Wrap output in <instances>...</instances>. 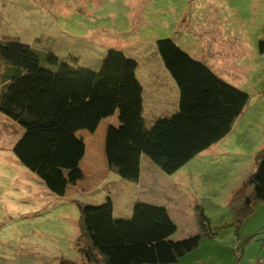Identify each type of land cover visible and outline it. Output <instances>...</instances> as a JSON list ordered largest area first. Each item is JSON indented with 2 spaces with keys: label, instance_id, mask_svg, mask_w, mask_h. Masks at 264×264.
Listing matches in <instances>:
<instances>
[{
  "label": "rangeland",
  "instance_id": "obj_1",
  "mask_svg": "<svg viewBox=\"0 0 264 264\" xmlns=\"http://www.w3.org/2000/svg\"><path fill=\"white\" fill-rule=\"evenodd\" d=\"M165 37L249 94L230 132L171 175L142 155L137 183L109 169L89 140L103 137L102 127L94 134L80 131L88 139L87 171L40 178L12 152L22 127L0 112V264H96L80 250L78 205L100 204L107 196L121 218L131 216L128 203L162 199L175 217V238L196 232L191 231L202 210L208 232L168 264H264V201L241 222L230 207L264 147V51L259 50L264 0H0V40H18L62 58L72 54L84 68L97 69L105 51L115 48L138 61L143 81V70L165 68L155 45ZM167 75L162 85L171 102L177 87ZM162 106L170 104L154 106L148 119L158 117Z\"/></svg>",
  "mask_w": 264,
  "mask_h": 264
},
{
  "label": "trees",
  "instance_id": "obj_2",
  "mask_svg": "<svg viewBox=\"0 0 264 264\" xmlns=\"http://www.w3.org/2000/svg\"><path fill=\"white\" fill-rule=\"evenodd\" d=\"M155 45L177 86L178 102L172 113L148 122L136 76L139 63L123 51L108 48L99 67L89 69L77 66L78 58L72 54L62 58L18 40H0V112L23 129L12 147L17 161L40 178L77 172L86 147L80 131L93 134L101 121L115 117L117 123H109L105 130V161L121 178L136 181L142 155L171 175L226 137L249 94L171 38L157 39ZM259 50L264 51V41ZM255 162L230 199L239 222L264 201V147ZM78 206L79 240L84 242L80 250L96 264L174 263L209 230L201 209L196 232L175 238L176 222L160 204L136 201L126 218L113 214L109 196L100 204Z\"/></svg>",
  "mask_w": 264,
  "mask_h": 264
},
{
  "label": "crops",
  "instance_id": "obj_3",
  "mask_svg": "<svg viewBox=\"0 0 264 264\" xmlns=\"http://www.w3.org/2000/svg\"><path fill=\"white\" fill-rule=\"evenodd\" d=\"M139 64H138V67L136 68V76H137V78H138V80H139V82L141 83V85H142V97H143V115H144V117H145V119L148 121V122H151V121H153L155 118H157V117H154L153 119H152V117L150 118V119H148V117L146 116V113L147 112H149L150 111V113H151V110H152V108H154V106H159L160 104H164V105H168V103L170 104V106H169V108H167V109H164V110H162L165 106H162V107H158V117L159 116H164V115H167V114H170V113H172L175 109H176V107H177V102H178V89H177V99H175V98H171V102L169 101V98H167V94L165 93V87L162 85V81H164L165 79H168V75H167V73H168V71L166 70V68H161V69H159V71H155V70H151V71H147V74L146 73H144V70L142 71V74H143V81H142V79H140V77L138 76V70H139ZM169 74V73H168ZM170 75V74H169ZM172 78V77H171ZM177 87V86H176ZM172 89H174L173 87H172ZM169 97V96H168ZM156 113V114H157ZM114 119L113 118H108V119H105V120H103V121H101L100 122V124L98 125V127L97 128H100V127H102V129H103V132H104V135H103V137L102 136H100V135H98L97 134V136H95V132L93 133L94 134V136H92L89 140H91L94 144H95V146H96V148H99V151H102V154H103V157H104V160H105V156H104V141H105V130H106V127H107V125L109 124V123H113L114 121H113ZM101 125H104V126H101ZM97 130V129H96ZM84 140H85V143H86V147H85V154H84V156H83V158L81 159V161H80V164H79V167H78V169H82V171L83 172H85V171H87V170H85V166H89L88 164H86V154H87V140L88 139H85L84 138ZM91 160L93 161V159L91 158ZM106 162V161H105ZM90 165H93L92 163L90 164ZM141 165H142V160H141ZM112 171H115V170H112ZM74 172V171H73ZM116 172V171H115ZM109 173L110 172H108V174L104 177V178H106V177H108V175H109ZM117 173V172H116ZM142 172L140 173V176H139V178L135 181V182H137V183H139V180H140V178H141V176H142ZM144 175H146V173H144ZM99 179H102V177H100ZM142 179H144V177H142ZM142 179H141V181H142ZM136 183V184H137ZM143 183V182H142ZM143 190V189H142ZM150 190H152V189H150ZM153 191V190H152ZM156 191V190H155ZM157 193V192H156ZM172 194V193H171ZM158 195V197L161 199L162 198V194H157ZM162 200V199H161ZM161 200H159L158 202H155L154 204H160V205H163V206H165L167 209H168V211H169V214H170V216H171V218L175 221V217H174V215H172V213L170 212V208L169 207H167L168 205H167V203H165L164 201H161ZM137 201H139V200H137ZM135 202V201H134ZM143 202H145V201H143ZM112 203H113V201H112ZM133 202H132V206H133ZM130 205V203H128V210L129 209H131L132 207H130L129 206ZM113 208H114V206H113ZM131 212H132V209H131ZM176 222V221H175ZM194 231H196V229H194L193 231H191V232H194ZM200 241V240H199Z\"/></svg>",
  "mask_w": 264,
  "mask_h": 264
}]
</instances>
